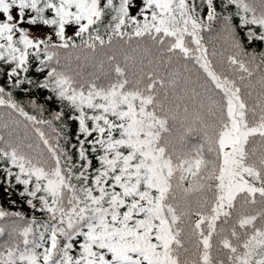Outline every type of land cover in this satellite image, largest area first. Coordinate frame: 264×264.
<instances>
[{"label": "snow or ice", "instance_id": "1", "mask_svg": "<svg viewBox=\"0 0 264 264\" xmlns=\"http://www.w3.org/2000/svg\"><path fill=\"white\" fill-rule=\"evenodd\" d=\"M0 110V264H264V0H0Z\"/></svg>", "mask_w": 264, "mask_h": 264}, {"label": "trees", "instance_id": "2", "mask_svg": "<svg viewBox=\"0 0 264 264\" xmlns=\"http://www.w3.org/2000/svg\"><path fill=\"white\" fill-rule=\"evenodd\" d=\"M204 37H205V44L209 48L210 52L212 51L213 47H216L217 50H219L221 48L222 41L214 32L204 33ZM76 43L79 44L78 39L76 40ZM137 44L143 45L144 41L139 40L137 38H134L130 45H126V44H124L123 41L114 40L113 44L111 46L106 45L103 48H100L98 46L97 51L95 53H93L87 49H83V50H81V49H69L67 51V53H65V55L70 56V59H71L70 67L73 70H76L78 68V65L85 64V58L86 57L88 58V62H91L93 59L99 60V59L105 58L106 54H109V55L115 54V55H117L118 59H120L121 62H123V53L125 51H127L131 55H136L138 57L141 54L140 51H137L135 53L132 52V49L135 48ZM77 56L80 57L79 61H77L75 59ZM0 111H3V110H0ZM14 118L22 119L19 117H14ZM0 120H2V121L9 120V117H8L6 112H4V115L2 117H0ZM4 131H7V130H4ZM2 192H3V190L0 189V196H2ZM12 198L18 201V207L13 209V210H20V211H23L25 213H30V210L27 208L26 205H20L19 204V198L17 196L13 195ZM5 203H6V201H5ZM36 216H37V218H42L40 213H36Z\"/></svg>", "mask_w": 264, "mask_h": 264}, {"label": "rangeland", "instance_id": "3", "mask_svg": "<svg viewBox=\"0 0 264 264\" xmlns=\"http://www.w3.org/2000/svg\"><path fill=\"white\" fill-rule=\"evenodd\" d=\"M133 12H135V9L133 10Z\"/></svg>", "mask_w": 264, "mask_h": 264}]
</instances>
